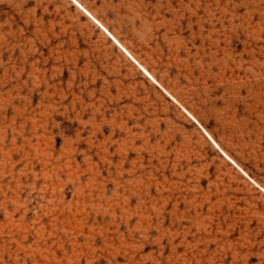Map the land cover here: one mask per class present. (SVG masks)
Returning <instances> with one entry per match:
<instances>
[{"label": "rangeland", "instance_id": "obj_1", "mask_svg": "<svg viewBox=\"0 0 264 264\" xmlns=\"http://www.w3.org/2000/svg\"><path fill=\"white\" fill-rule=\"evenodd\" d=\"M75 1L0 0V264H264V0Z\"/></svg>", "mask_w": 264, "mask_h": 264}, {"label": "bare ground", "instance_id": "obj_2", "mask_svg": "<svg viewBox=\"0 0 264 264\" xmlns=\"http://www.w3.org/2000/svg\"><path fill=\"white\" fill-rule=\"evenodd\" d=\"M71 1H73V3H74V5H76L78 8H80V9H82V7L75 1V0H71ZM84 11V10H83ZM84 13L86 14V16H88V17H90L91 19H92V17H91V15L88 13V12H86V11H84ZM104 32H106L107 33V35L114 41V43H116V45L117 46H119L123 51H124V53H126V55H128L129 56V54L127 53V51L122 47V46H120L119 45V43L102 27V25H100L97 21H94ZM134 61V60H133ZM135 62V61H134ZM136 63V62H135ZM137 64V63H136ZM138 65V64H137ZM138 67L144 72V74L145 75H147L150 79H152V77L141 67V66H139L138 65ZM153 80V79H152ZM154 81V80H153ZM222 154H224V153H222ZM225 155V154H224ZM226 156V155H225Z\"/></svg>", "mask_w": 264, "mask_h": 264}]
</instances>
